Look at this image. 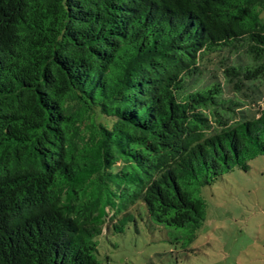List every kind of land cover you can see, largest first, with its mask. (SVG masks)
<instances>
[{"label": "trees", "instance_id": "1", "mask_svg": "<svg viewBox=\"0 0 264 264\" xmlns=\"http://www.w3.org/2000/svg\"><path fill=\"white\" fill-rule=\"evenodd\" d=\"M263 12L264 0H0V264H103L96 238L134 214L197 226L199 188L264 155V106L238 115L219 81L192 76L203 56L243 49L228 82L263 78Z\"/></svg>", "mask_w": 264, "mask_h": 264}, {"label": "rangeland", "instance_id": "2", "mask_svg": "<svg viewBox=\"0 0 264 264\" xmlns=\"http://www.w3.org/2000/svg\"><path fill=\"white\" fill-rule=\"evenodd\" d=\"M249 60L243 49L209 53L200 59V73L192 81H219L224 97L237 101L238 115L258 116L264 106V77L236 91L224 74L226 66ZM199 195L204 209L197 226L168 227L134 214L123 231L104 229L96 238L99 260L103 264H264V155L250 160L247 170L234 168L201 186Z\"/></svg>", "mask_w": 264, "mask_h": 264}]
</instances>
